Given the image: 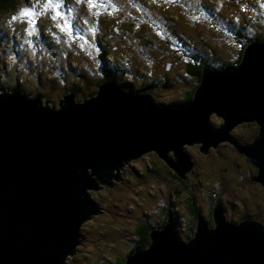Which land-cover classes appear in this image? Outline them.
Returning <instances> with one entry per match:
<instances>
[{"label":"water","instance_id":"obj_1","mask_svg":"<svg viewBox=\"0 0 264 264\" xmlns=\"http://www.w3.org/2000/svg\"><path fill=\"white\" fill-rule=\"evenodd\" d=\"M96 88L79 101L61 94L56 108L17 89L0 91V264H67L81 223L99 207L86 189L97 187L94 178L119 179L120 163L149 148L184 177L192 163L183 143L197 140L205 152L228 142L264 187V40L248 41L233 68H201L191 99L179 106L112 81ZM210 113L223 123L211 126ZM242 122L257 126L250 142L228 133ZM211 208L213 222L198 213L182 240L164 216L123 264H264L263 221L228 220L216 199Z\"/></svg>","mask_w":264,"mask_h":264},{"label":"rangeland","instance_id":"obj_2","mask_svg":"<svg viewBox=\"0 0 264 264\" xmlns=\"http://www.w3.org/2000/svg\"><path fill=\"white\" fill-rule=\"evenodd\" d=\"M47 2L15 0L18 7L0 16L3 30L11 32L10 46L15 48L12 53L6 43L0 46V77L10 84H20L23 94L39 97L41 104L46 98L47 106L53 104V108L61 94L68 91L73 92L74 100L93 95L101 49L118 63L122 76L130 82V90L141 92L138 85L151 78L156 87L146 92L158 104L174 107L188 103L190 98L184 99L199 83L185 74V61L194 56L221 62L233 60L241 46L233 32L237 26L241 29L248 18L253 33L264 40V0H92L95 6L89 0H52L61 7L44 10ZM25 10L40 12L35 17L34 32L31 18L21 15ZM56 11L62 15L53 19ZM65 21L70 31L64 27ZM250 29L248 23L246 30ZM20 30L27 35L29 46L25 51L15 41ZM47 31L53 34L52 41L45 36ZM49 42L53 43L51 48ZM76 70H81V76L75 74ZM208 123L218 127L223 121L210 113ZM255 132L254 123L237 124L228 131L231 137L248 142ZM228 145L220 143L204 152L197 140L182 144L192 163L189 170L183 171L187 189L202 216L210 211V200L220 199L217 201L224 206L223 214L228 220L249 218L263 221L264 225L263 188L260 183L248 182L252 170L249 162L243 152ZM168 152L172 150L165 153ZM154 153L149 148L122 161L116 168L119 180L111 177L106 184L94 178L97 187L86 191L97 198L99 207L81 223L83 236L65 258L67 264H117V259L133 250L135 222L156 223L160 215L157 207H177V198L182 205L177 208L181 229L185 219L192 220L182 202L186 191L172 176L167 161L160 158L165 165L153 161ZM171 153L169 160H173Z\"/></svg>","mask_w":264,"mask_h":264},{"label":"trees","instance_id":"obj_3","mask_svg":"<svg viewBox=\"0 0 264 264\" xmlns=\"http://www.w3.org/2000/svg\"><path fill=\"white\" fill-rule=\"evenodd\" d=\"M76 2H78V0H76ZM74 4H76V3H74ZM17 7H18V5L15 3V0H0V16H2L3 14H5L6 12H8L10 10H14ZM89 18H91L90 14H89ZM248 23H250V25H251L250 31L246 30ZM242 25H243V27L241 29L238 26L235 27V31L233 32L234 33L233 34L234 37H237L238 42L241 43L240 49L238 50L237 55H236V57L233 60L221 62V60H217V59L213 60L212 57L211 58L210 57L209 58H203V57H197L196 58L194 56L192 58V60L184 62V67L183 68H184L185 74L190 76V77H193L194 79L197 80V82H199L200 81V76H201V68L208 67V68H211V69H224V68H233V67H235L238 64V62H239V59H240V56H241V52H242V49H243L244 45L248 41H253V40L261 41L260 39H262L261 36H258L257 34L253 33V25L251 23V19L250 18L246 19L243 22ZM0 26H1V30H0V46L3 43H6L7 47H10V50L12 51V53H14L15 52V48L10 46V42H12L11 36H10L11 32H5L3 30V26L1 24H0ZM262 31H263L262 36L264 37V28L262 29ZM19 32H20L21 35H18V37L15 39V41L18 42L19 49L21 51H25V49L29 46L27 41L25 40V38H27V35H26V33L23 32V30H20ZM38 36L41 37V33ZM45 36L47 38H49L50 41H52L54 39L53 34L51 32H49V31H47V34ZM259 37H261V38H259ZM8 40H10V42ZM40 42H41V39H40ZM35 44L37 45L39 43H35ZM52 44L53 43L49 42L48 45H49L50 48H51ZM99 62L101 63L100 64V68L101 69L99 68V72L100 73L96 77V79L93 80L94 81V85L97 86L98 84H100V83H102L104 81H112L115 84L120 85L124 89L131 88L129 80L126 79V77L122 76L123 72H122V69L118 68L119 67L118 63L114 62L113 60H111L108 57L107 50H102L101 49L100 54H99ZM79 67H80V65H79ZM79 69H81V67ZM75 74H77L78 76H81V70H76ZM21 82H22L21 84L24 83L23 81H21ZM82 82L85 83L84 85H87V83L84 80ZM70 86L74 87V84H70ZM155 87H156V82L154 80H152L151 78H148V80L143 81L141 84L138 85L137 90L141 91V92H146L148 89L155 88ZM0 89H2V90L3 89H7V90L17 89V90H19L21 92L24 91V90H22L20 84H16V83L10 84L7 81H5L4 79H2L1 77H0ZM193 90L189 91V93L187 95L188 97H186L184 100L189 99V98L191 99ZM96 91H97V88H94V93L93 94H95ZM92 92L89 93V96L92 94ZM180 101L182 102L183 100H180ZM240 124L251 125L252 123L251 122H242ZM256 131H257V126H256ZM221 144L228 145V143H226V142H222ZM170 153L171 152H168L167 155L171 156V155H169ZM152 159H153V161H159V162H161V164L165 165L163 163V161L165 162V160H163L161 158L163 160L162 161L160 159V157H157L155 155V153L152 154ZM172 176L175 178L176 182H178L177 179L180 180V181H183V179H185V177H180L174 170H173ZM185 182H186V180H185ZM181 186H182L183 190L186 191V196L183 197L182 202L186 206V208L188 209L187 212L190 215V217L192 218V220H190V221H187L185 219L184 230H185V233H187V235H189V234L192 233V230H193L192 227L194 226L193 224H195L194 221L196 220V218L198 216V213H200V208L194 202V199L191 196V192L187 189V183L185 185H181ZM177 189L178 188H176L174 190L176 192V194H178V192H179V189L178 190ZM177 200L180 203L179 206L182 207L181 201L178 198H177ZM210 201L214 203V200H210ZM213 203H211V205H213ZM211 205L209 204V206H211ZM179 206L177 205L178 208H179ZM157 208L160 211V215H159L158 220L156 221V223H161V222H163V218L165 216V214H164V208L165 207L160 205ZM209 209H210V211H208L209 214L207 213V216H202L201 215L202 219L210 220L212 208H209ZM181 214L184 215V213H181ZM175 218H176V216H175ZM155 225H157V224H155ZM155 225L152 224L151 222H144L142 220L135 222L132 231L135 234L134 238H135V241L138 242V246H133V249H135V248H137V247L149 242V229L153 228ZM79 233H80V238H82L83 235H82L81 230L79 231ZM125 257L121 258V260L117 259L118 260L117 264H123L122 259H125Z\"/></svg>","mask_w":264,"mask_h":264},{"label":"flooded vegetation","instance_id":"obj_4","mask_svg":"<svg viewBox=\"0 0 264 264\" xmlns=\"http://www.w3.org/2000/svg\"><path fill=\"white\" fill-rule=\"evenodd\" d=\"M220 144V143H219ZM219 144H216L215 146H210V147H208V150H210V149H213V148H216ZM234 148V147H233ZM245 158H246V156H245ZM247 159V158H246ZM247 161L249 162V166L251 167L250 169H252V170H250V176H249V179H248V182L250 183V184H255V185H259L258 184V182H256V181H254V180H251V177L253 176V167H254V165L247 159ZM177 181L181 184V185H185L186 184V182H185V179H183V181H180V180H178L177 179ZM261 185V184H260ZM262 186V185H261ZM262 190H263V192H264V187L262 186ZM178 190V189H177ZM218 200H220V199H218ZM220 203V202H219ZM222 210L224 211L225 209H224V206L222 205ZM164 214H165V216H172V218H173V221L178 225V227H177V229H178V232H183V233H181V236H182V238H185L186 236H188L187 235V233H185V230H184V228L183 229H181L180 228V223H179V221H178V215H179V212L177 211V208H175V209H173V211H172V209L170 208V209H168L167 207H165L164 208ZM175 216H176V218H175ZM164 219V218H163ZM228 219V218H227ZM247 219H249V218H247ZM196 221V220H195ZM195 221H194V223H195ZM202 222L203 223H205V224H207V223H211V222H213V219H212V217L210 218V220H204V219H202ZM155 224H160V223H154V225ZM194 225V224H193ZM264 226V225H263ZM194 227V226H193ZM192 227V228H193ZM134 244H133V246H138V242L137 241H135L134 240V242H133Z\"/></svg>","mask_w":264,"mask_h":264},{"label":"snow or ice","instance_id":"obj_5","mask_svg":"<svg viewBox=\"0 0 264 264\" xmlns=\"http://www.w3.org/2000/svg\"><path fill=\"white\" fill-rule=\"evenodd\" d=\"M89 4L92 5V0H89ZM92 6H95V5H92ZM60 7H61V4L59 2H57V3L54 4L52 2V0H48V2L43 5V9L44 10H48V9H52V8L59 9ZM262 7H264V5H262ZM39 14H40V12H38V11H31V10H25L24 12L21 13L22 16H28V17L31 18L30 19V23L33 25L32 32L35 31V27H34V25H35V17L37 15H39ZM61 15L62 14H61L60 11H56L53 19L60 18ZM13 19H16V17H13ZM64 27L68 28L69 31L71 30V26L68 24L67 21H65ZM32 32H30L29 35H31Z\"/></svg>","mask_w":264,"mask_h":264},{"label":"clouds","instance_id":"obj_6","mask_svg":"<svg viewBox=\"0 0 264 264\" xmlns=\"http://www.w3.org/2000/svg\"><path fill=\"white\" fill-rule=\"evenodd\" d=\"M10 36H11V34H10ZM11 40H12V36H11ZM11 90V89H10ZM0 91H4V89L2 90V89H0ZM21 92V91H20ZM23 93V92H22ZM25 94V93H24ZM94 95V94H93ZM92 96V95H91ZM76 101H79V100H76ZM183 148H184V150H185V147L183 146ZM156 155V154H155ZM157 156V155H156ZM166 156H168L167 155V153H166ZM133 159V158H132ZM169 166V165H168ZM170 167V166H169ZM118 175H120V173H118ZM119 179H120V177H119ZM118 179V180H119ZM110 181V180H109ZM175 208H178V207H173L172 209H175ZM225 209V208H224ZM224 215V214H223ZM226 217H227V215H226ZM230 220H232V219H230ZM178 221H179V219H178ZM180 223V222H179ZM174 224H175V226H177L178 227V225L174 222ZM177 227H176V229H177ZM182 227V224H180V228ZM177 232H178V229H177ZM178 235H179V232H178ZM179 238H180V240H182L183 238H181L180 237V235H179Z\"/></svg>","mask_w":264,"mask_h":264},{"label":"bare ground","instance_id":"obj_7","mask_svg":"<svg viewBox=\"0 0 264 264\" xmlns=\"http://www.w3.org/2000/svg\"><path fill=\"white\" fill-rule=\"evenodd\" d=\"M13 90H15V89H13ZM262 226H263V224H262Z\"/></svg>","mask_w":264,"mask_h":264}]
</instances>
